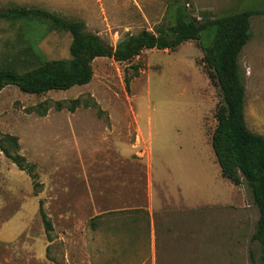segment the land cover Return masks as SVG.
Masks as SVG:
<instances>
[{
    "label": "rangeland",
    "instance_id": "374dc122",
    "mask_svg": "<svg viewBox=\"0 0 264 264\" xmlns=\"http://www.w3.org/2000/svg\"><path fill=\"white\" fill-rule=\"evenodd\" d=\"M168 1L0 0V8L38 7L82 20L114 47L126 35L152 31ZM180 1L198 20L257 11L238 66L246 125L264 137V0ZM202 40L145 50L129 62L96 58L91 81L65 91H0V141L17 138L18 153L35 165L41 183L34 196L28 175L0 152V264H257L259 247L250 240L257 208L244 181L233 187L221 176L211 148L220 93L204 66ZM69 44L67 33L0 21V66L24 70L36 56L67 59ZM76 98L88 106L72 113L53 107ZM40 104L48 108L44 117ZM158 174L188 196L181 195L179 209L171 194L164 242L146 215L134 225L130 217L116 219L121 194L140 206Z\"/></svg>",
    "mask_w": 264,
    "mask_h": 264
},
{
    "label": "trees",
    "instance_id": "16d2710c",
    "mask_svg": "<svg viewBox=\"0 0 264 264\" xmlns=\"http://www.w3.org/2000/svg\"><path fill=\"white\" fill-rule=\"evenodd\" d=\"M257 11L246 10L217 18L196 19L188 13L180 0H169L162 21L152 31L142 30L126 35L112 47L98 35L87 32L85 23L70 19L38 7L7 6L0 8V21L9 24L36 25L45 32H62L70 36L67 59L45 61L36 56L34 67L18 70L14 66H0V91L6 86H16L25 94L40 95L49 91H65L74 86L88 84L93 76L92 62L96 58H111L116 62H129L145 50L174 51L190 40L201 42L203 63L211 81L220 93L216 108V126L211 135V148L221 176L234 186L244 181L250 191L258 219L250 240L259 247L257 264H264V137L250 131L244 116L245 86L238 66V55L250 39V17ZM203 36V37H202ZM137 75V66H132ZM128 79L126 80V86ZM38 113L44 117L48 108ZM86 103L78 98L67 106L54 102V109L74 112ZM94 107L97 105L94 103ZM16 137L4 135L0 152L31 180L34 196L41 183L35 165L18 153ZM38 214L47 232L52 225L45 215L41 202Z\"/></svg>",
    "mask_w": 264,
    "mask_h": 264
},
{
    "label": "crops",
    "instance_id": "0c3cea01",
    "mask_svg": "<svg viewBox=\"0 0 264 264\" xmlns=\"http://www.w3.org/2000/svg\"><path fill=\"white\" fill-rule=\"evenodd\" d=\"M232 185V184H231ZM233 187H236L234 185H232ZM133 190V188H132ZM186 192V189H185ZM148 196L146 201H143V203L140 206H135L133 205L134 200L132 201V194L129 196V194H125L123 196V193L121 194L124 198V206L122 205L120 208H117L116 211L121 212L118 214V216H116V219L118 220L119 217L121 219H126L128 217H130V224L134 225V222L136 221L135 218L137 216H142V215H146L148 218V225L149 228L152 229L154 231V227L158 226L159 227V231H161V235H162V242L166 241V234H165V230L164 227L165 225H170L169 220L166 217V211L168 209L169 206H171L170 201H171V194L174 196L177 194V197H175L174 202L175 205H177L179 207V209H181L180 206V197L181 195L185 196L186 200H188V196L186 193L182 192L180 193V188L177 186H174V184H170L169 180L166 178L161 177L159 174L158 176L151 177L149 178V187H148ZM130 199V200H129ZM121 200V199H120ZM130 201V202H129ZM141 203V201H139ZM127 203H129V206H125ZM186 204V201H185ZM184 204V210L186 209V205ZM191 206H200L197 205L196 202H192L190 203ZM131 209V213L128 215H123L122 213L125 210H130ZM142 210L145 212L142 213ZM185 212V211H183Z\"/></svg>",
    "mask_w": 264,
    "mask_h": 264
}]
</instances>
